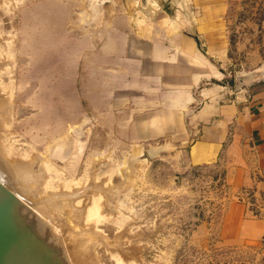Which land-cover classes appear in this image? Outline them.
Masks as SVG:
<instances>
[{
    "label": "rangeland",
    "instance_id": "374dc122",
    "mask_svg": "<svg viewBox=\"0 0 264 264\" xmlns=\"http://www.w3.org/2000/svg\"><path fill=\"white\" fill-rule=\"evenodd\" d=\"M165 1L176 12L183 0ZM144 3L0 0V160L67 264H264L263 246L220 238L231 198L221 163L188 165L187 147L130 141L89 107L77 36L95 12L132 15ZM226 30L231 86H261L264 0H229ZM21 162L30 174L16 169Z\"/></svg>",
    "mask_w": 264,
    "mask_h": 264
},
{
    "label": "crops",
    "instance_id": "0c3cea01",
    "mask_svg": "<svg viewBox=\"0 0 264 264\" xmlns=\"http://www.w3.org/2000/svg\"><path fill=\"white\" fill-rule=\"evenodd\" d=\"M176 5L172 17L147 2L132 15L88 18L76 42L86 50L89 107L110 118L109 130L132 133L130 141L187 147L188 165L221 163L231 197L221 240L264 248V84L245 92L231 86L229 0Z\"/></svg>",
    "mask_w": 264,
    "mask_h": 264
},
{
    "label": "water",
    "instance_id": "95a60500",
    "mask_svg": "<svg viewBox=\"0 0 264 264\" xmlns=\"http://www.w3.org/2000/svg\"><path fill=\"white\" fill-rule=\"evenodd\" d=\"M158 1L170 17L175 15L173 2ZM152 8L156 10L154 5ZM193 37L199 44L198 36ZM20 203L16 194L0 181V264H67L59 248L50 247L32 223L18 214L16 206Z\"/></svg>",
    "mask_w": 264,
    "mask_h": 264
},
{
    "label": "bare ground",
    "instance_id": "6f19581e",
    "mask_svg": "<svg viewBox=\"0 0 264 264\" xmlns=\"http://www.w3.org/2000/svg\"><path fill=\"white\" fill-rule=\"evenodd\" d=\"M157 3H158L157 5H159V1L158 0H157ZM173 10L175 11V7L173 8ZM14 166L16 167V169L19 172L22 171L23 173H27V174H30L31 173V171L29 169V166L26 163H22L21 162V163H18L16 165H14ZM0 181L4 185H6L12 192H14L16 194V196L20 199L21 202L22 201H23V203L25 202L26 197L17 189L16 181H14V178L12 177V175H11L9 169H8V166L6 167L2 163L1 160H0ZM16 209H17V212H18V214L20 216H23L26 219V221L32 223V225L34 227V230L39 234V236L42 237V239H44L46 241V243L50 247L53 246V245H51L52 244L51 243V239L52 238L49 237V234H50L49 228H45L44 226L39 225L38 223H36L37 220L35 219V215L32 214V212L29 209H27L25 206H23L22 203L17 204ZM34 210H35V212H39L35 208H34ZM39 213L42 214L41 212H39Z\"/></svg>",
    "mask_w": 264,
    "mask_h": 264
}]
</instances>
